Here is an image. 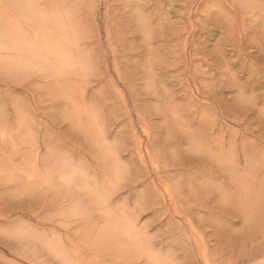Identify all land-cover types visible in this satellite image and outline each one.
<instances>
[{
  "label": "rangeland",
  "instance_id": "374dc122",
  "mask_svg": "<svg viewBox=\"0 0 264 264\" xmlns=\"http://www.w3.org/2000/svg\"><path fill=\"white\" fill-rule=\"evenodd\" d=\"M69 1L70 4L68 1L65 3V6L69 4L66 14L64 10L59 12L60 7L64 9V5L60 3L65 1L45 2L48 6L44 5L46 8L39 11L47 19L43 18L42 25L45 27L47 24L48 27L53 22V27H49L54 30L47 27L42 29L56 33L58 40L50 32H46V37L43 34L42 38L39 36V40L55 37L51 40L53 43L48 38L53 45H63L68 39L76 40L75 45L81 46L84 54L89 56L90 63L88 62L86 69L72 64L68 69L61 68L58 73L52 71V66H45L46 63L41 67V61L38 62L42 63L41 66L39 64L36 67L37 60H30V54H26L29 59H26V64H22L24 60L20 59L27 58L25 50L9 48L12 51H7L6 43L2 42L3 45H0V60L4 61L3 64L0 62V194L4 193L3 196L6 197L5 203L0 202V211L11 214L12 219L16 216L24 220L31 217V224L35 226V212L30 211L27 216L21 212L10 213L12 203L17 199L24 202L27 199L32 201L33 207L36 206V201L29 194L23 193L20 183L27 184V177L37 174L39 179L34 184L44 187L54 169L51 154L57 136L73 142V138L80 139L83 136L81 132L84 127L79 126L80 123L90 127L94 121L117 123L120 138L125 141L138 133L143 138L141 147L151 167L174 165L179 159H185L183 162L189 170L177 179L170 178L165 182L168 186L172 184L175 190L182 188L181 185L193 187L189 191L191 194L187 193L191 197L189 200H185L187 197L182 198V194L180 198L176 197L177 201L173 204L175 209L181 210L186 206L197 208L198 204H202L200 210L193 212L195 215L221 214L226 206L229 209L228 204L230 205L233 195L227 193L228 196H223V192H219L232 185V179L228 178L244 171L246 173L247 170V173L256 170L259 174L264 169V33H259L260 28H264V1ZM16 2L17 0H0V22L7 20V25L0 24V29L6 30L5 33L13 31L8 26L10 17L28 21L14 14L18 6ZM51 3L54 7L58 5V11L55 10L56 7L54 9L50 6ZM129 12L132 20L128 16ZM64 19L71 21V33L69 29H62L64 22H61L62 28L54 26ZM127 19L132 21L131 26ZM38 31L41 35V31ZM62 31L68 34H63ZM20 34L24 36L22 31ZM1 40L0 38V43ZM7 44L10 45L9 42ZM29 62L36 63L32 66L35 68L31 69L30 66L31 70L28 69ZM26 68L29 71H25ZM66 73H70L75 79L71 83L72 88L66 92L54 89L53 82L57 81L60 74ZM38 74L44 76L38 77ZM35 76L38 78L35 79ZM81 140L85 141L84 136ZM198 141H202L206 148V162L199 159L202 155L194 157L192 153L184 152V149L191 151L190 148L197 147ZM222 142L225 143L223 148ZM90 157L89 155V160ZM253 161H258V164ZM220 162L226 164L222 166ZM226 166H230L231 170ZM253 166L254 169L259 166L260 170H254ZM237 168H242L243 171H236ZM213 169L216 173H212ZM255 177L257 176L238 182L236 188L239 191L246 188L241 186L243 181L244 185L252 181L254 191L251 196L254 197L242 199L241 196L244 195L241 193L245 192L239 191L238 194L236 190L238 195H235V199L239 198L237 212L244 213L243 210H248L252 214L253 209L245 206L264 203V196L260 198L263 190L252 186L256 183ZM46 190L45 188L42 192ZM36 192L38 190L33 193ZM41 193L36 195L37 199L43 196ZM29 196L31 200L28 199ZM254 198L259 201H250ZM130 204L132 206L133 201L128 205ZM131 206L127 207L130 211L133 208ZM36 208L38 207L35 210ZM163 211L165 214L169 212L167 209ZM44 216L49 218L51 214L46 213ZM20 225L21 222H18L6 229ZM0 257L9 260L13 258L7 247L2 245Z\"/></svg>",
  "mask_w": 264,
  "mask_h": 264
},
{
  "label": "bare ground",
  "instance_id": "6f19581e",
  "mask_svg": "<svg viewBox=\"0 0 264 264\" xmlns=\"http://www.w3.org/2000/svg\"><path fill=\"white\" fill-rule=\"evenodd\" d=\"M42 1L17 0L18 3L16 2V4L18 6L15 8L16 10L14 9L15 13L13 11L12 13L20 15L28 19V21L18 17H10L8 22L12 25L8 24V26L12 27L13 31L5 33L6 30L4 31L1 28V43H6L7 51L9 48L19 51L25 50L26 53L23 52L24 55H32L30 60H37V64L34 63L37 65L36 67L40 64L38 62L41 61L43 65L41 66V63L39 66L43 67L44 63H46L47 65L45 66H52V71L58 73L61 68L68 69L72 64L80 66L81 69H86L90 63L89 56L87 57L86 53L84 54L81 46L78 45L77 47L75 45V43L77 44L76 40L75 42L72 39H64L66 43L63 45L60 43L51 44V40L57 34H52L51 31L54 28L49 27L50 25L53 27V22L50 24V21L48 22L50 25L47 27V24H45V27L50 28L51 31H44L47 28L42 24L46 18L39 11L44 10V5L48 6V4H45L48 0L43 1L44 5ZM52 1L55 3L65 1L60 3V5H64V9H62L63 7L58 9H60L59 12L64 10L65 14L68 12L69 0ZM67 1L69 4L65 6ZM10 4L8 6H11ZM50 6L54 9L56 7L55 10H57L58 5L54 7L51 3ZM71 8L74 10L73 6ZM71 8L69 9L71 10ZM141 8L143 7L141 6ZM54 9L52 11H55ZM128 16L130 19L132 18L130 12ZM66 19L68 20V18ZM66 19L56 22L54 26L62 28L61 22H64L62 29H69L68 31L71 33L73 25L71 21ZM6 21L3 19L0 24L5 23L7 25ZM130 21H128L129 25ZM123 23L125 24L126 22ZM36 28H38L37 31H41V35L39 31H36L38 33L36 36ZM42 28L45 29L43 30ZM21 31L24 36L20 34ZM46 32H50L52 36L56 34L52 39L48 37L51 42L48 41V38L47 40L45 39L46 42L45 40H39V36H41L40 38L43 35L46 37ZM62 33L66 34L67 32L62 31ZM259 33H264V28H260ZM30 34H32L31 37L29 36ZM31 38L32 41L30 40ZM8 42L10 45L7 44ZM25 42L28 43L24 46ZM55 42L57 43L56 40ZM1 43L0 45H3ZM1 49L3 50L2 47ZM85 49L87 50V48ZM87 51L88 53L90 52L89 50ZM19 53L21 54L22 52ZM28 56L27 58L20 56L23 57L20 60H24L22 64H26L28 61L26 59H29ZM3 62L1 63L3 64ZM30 63H27L28 69L35 68V66L32 67L34 64L31 63V65ZM62 63L64 66H62ZM18 65L20 66L21 64ZM41 75L42 77L44 76V74ZM74 80L70 73L60 74L57 81L53 82V87L66 92L72 88L71 83ZM93 116L95 115L93 114ZM92 118L94 117H90V119ZM80 122H78V125ZM81 125L84 127L81 132L85 139L84 142L81 140L83 136L80 139L73 138L74 141L72 142L71 139L67 138L62 140L60 135L54 141L52 154L50 152L53 157L54 169L50 179L46 178L48 182L44 186L47 189L45 192H42L45 189L43 185L34 184L35 180L36 182L38 181L37 174L27 177V179L29 178L27 184H22L20 181L22 191L24 190L23 193L29 194L32 197L31 199L36 201L35 207L38 208L35 210V207L31 204L32 201H27L26 199L24 202L17 199L12 203L13 209L10 208V213L13 211L21 212L22 215L27 216L30 211L35 212V226L31 224V217H28L27 220L20 219L19 216L12 219V216L10 217L11 214H4L3 210L0 211V224L2 226L0 228V245L6 246L8 253L13 257L12 260L0 257V264H264V203L245 206L253 209L252 214H249L248 210L245 212L243 208L240 211L243 210L244 213H240L237 212L239 209L237 207V199L239 200V198L235 199V195H238L239 191L240 193L242 191L245 192L241 193L244 195L241 196L243 197L242 199H250L252 191H254V187H251L252 181L246 185H244L243 181L241 186L246 187L244 190L238 191L237 184L241 179L246 181L249 180V177L255 175L257 176L255 180L251 178V180L256 181L252 186H255L258 190L262 189L264 192V169L257 174L255 169L259 166L255 169V166H253L255 172L252 169L251 173H247L248 170L246 173L245 171L242 172V168H237L236 171L239 170L242 174L230 176L228 179H232V185L230 183L231 186H228L227 190L219 191L223 192V196L224 194L227 195V193L233 195V197L231 196L230 205L228 204L229 209L226 206L222 209L223 212L221 214L195 215L193 212L200 210L202 204H198L197 208L186 206L181 210L173 207V204L177 201L176 197H181V194L184 196L182 198L187 197L185 200L191 198L187 193L191 194L190 192L193 190L191 189L192 183L190 184L191 187L188 184L190 190L183 185H181L182 188L179 190H175L171 186L172 184L169 186L165 184L168 179H177L184 175L185 171L189 170L187 164L183 162L184 158L179 159V162L174 165L165 164L162 167H151L141 147L144 143L143 138L138 133H134L130 137L131 139L125 141L120 138L121 132L117 129L118 125L115 122L107 124L105 121H94L90 127H86L81 122L79 126ZM4 132L2 133L3 136ZM196 144L198 145L197 147L190 148L192 152L184 149L185 154L192 153L194 157L202 155L199 159L206 162L204 143L198 141ZM224 145L225 143L223 144L222 142L221 148ZM89 155L91 156V161L88 158ZM211 157L213 156L211 155ZM195 160L198 159L195 158ZM253 162L255 163L256 161ZM257 162L255 163L256 165L258 164ZM220 163H222V166L226 164L225 162ZM208 165L210 166V164ZM226 167L230 169V166ZM231 168L233 169V167ZM212 173H216V170L213 169ZM43 180L45 179L43 178ZM188 182H190V179ZM176 188H179V186ZM35 189L38 192L33 193L36 191ZM236 190L238 194H236ZM192 192L194 193V191ZM263 192L260 198L264 196ZM40 193L43 196L37 199L36 195ZM3 194H0V202L5 203L6 197ZM30 196L27 198L30 199ZM17 198L21 199V197ZM256 200L254 198L250 201ZM262 200L264 202V198ZM132 201L133 208L130 211L127 207L130 208L131 204H128ZM134 203L136 206H134ZM164 209H167L170 213L167 211L168 213L165 214ZM46 213H50L51 216L45 218L44 215ZM18 222H21L22 225L17 228L6 229L7 226Z\"/></svg>",
  "mask_w": 264,
  "mask_h": 264
}]
</instances>
